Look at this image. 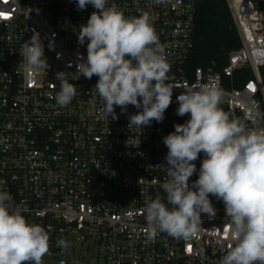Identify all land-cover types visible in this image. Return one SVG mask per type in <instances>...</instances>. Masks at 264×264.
<instances>
[{"label":"built area","instance_id":"built-area-1","mask_svg":"<svg viewBox=\"0 0 264 264\" xmlns=\"http://www.w3.org/2000/svg\"><path fill=\"white\" fill-rule=\"evenodd\" d=\"M227 3L240 48L222 67L191 69L197 0H109L126 17L150 15L170 66L172 103L162 122L141 130L128 127L134 106L127 113L116 107L118 119L101 110L98 77L75 80V65L87 56L78 31L95 11L91 5L78 11L75 0H0V188L11 193L13 208L49 233L43 262L74 264L77 235L90 234L104 248V264H220L231 246L222 201L210 196L216 216L202 214L201 227L187 238L164 232L149 238L144 208L146 197L166 196L163 137L189 119L176 115L182 91L215 86L231 118L264 129V0ZM30 38L40 39L47 68L29 70L20 55ZM60 72L78 90L64 107L55 101ZM61 238L67 248L57 246Z\"/></svg>","mask_w":264,"mask_h":264},{"label":"clouds","instance_id":"clouds-1","mask_svg":"<svg viewBox=\"0 0 264 264\" xmlns=\"http://www.w3.org/2000/svg\"><path fill=\"white\" fill-rule=\"evenodd\" d=\"M75 2L78 11L88 5L95 9L78 31V43L87 41V56L75 65V80L98 77L94 89L101 110L113 119H118L116 107L122 113H127L129 105L138 109L128 116L129 129L162 122L173 88L167 77L170 66L150 15L126 17L109 0ZM20 55L29 70L48 66L39 38L25 41ZM56 78L55 101L64 107L78 90L65 72ZM221 98L222 91L212 85L184 90L176 97V115L189 119L175 124V130L163 137L168 151L162 166L168 179L161 188L166 196L146 197L145 232L149 238L160 232L183 238L195 235L202 214L209 219L216 216L212 196L224 205L231 242L220 264H264V129H248L231 118L220 108ZM201 153L198 179L190 183ZM12 201L11 193L0 188V264H43L50 248L49 233L29 222L18 206H11ZM57 246L69 244L61 238Z\"/></svg>","mask_w":264,"mask_h":264},{"label":"trees","instance_id":"trees-1","mask_svg":"<svg viewBox=\"0 0 264 264\" xmlns=\"http://www.w3.org/2000/svg\"><path fill=\"white\" fill-rule=\"evenodd\" d=\"M196 9L189 67L206 68L214 63L222 67L229 54L241 46L227 0H197Z\"/></svg>","mask_w":264,"mask_h":264},{"label":"rangeland","instance_id":"rangeland-1","mask_svg":"<svg viewBox=\"0 0 264 264\" xmlns=\"http://www.w3.org/2000/svg\"><path fill=\"white\" fill-rule=\"evenodd\" d=\"M104 248L99 247L95 236L78 234L75 248L70 251V260L74 264H104ZM54 258H49L43 264H53Z\"/></svg>","mask_w":264,"mask_h":264}]
</instances>
